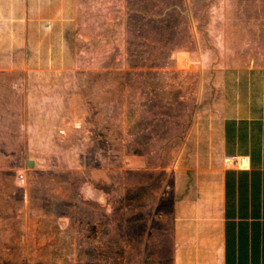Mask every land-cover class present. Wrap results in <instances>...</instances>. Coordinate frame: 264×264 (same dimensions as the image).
I'll use <instances>...</instances> for the list:
<instances>
[{"label":"rangeland","instance_id":"374dc122","mask_svg":"<svg viewBox=\"0 0 264 264\" xmlns=\"http://www.w3.org/2000/svg\"><path fill=\"white\" fill-rule=\"evenodd\" d=\"M79 7L80 129L73 117L44 127L28 168L25 132L0 126V264H219L209 232L175 236L172 172L196 162L189 135L210 117L200 96L219 99L202 72L264 67V0ZM13 105L1 99L0 117Z\"/></svg>","mask_w":264,"mask_h":264},{"label":"crops","instance_id":"0c3cea01","mask_svg":"<svg viewBox=\"0 0 264 264\" xmlns=\"http://www.w3.org/2000/svg\"><path fill=\"white\" fill-rule=\"evenodd\" d=\"M79 8V0H0V106L1 99L14 100L13 120L0 117V126L25 132L27 167L38 164L33 151L40 148L31 143L50 142L49 135L41 140L44 127L73 117L80 129L71 109L81 94ZM202 73V90L216 86L219 99L211 105L205 91L200 96L210 117H197L189 135L196 162L172 172L175 236L195 232L200 239L209 232L219 264H264V67H232L211 78ZM231 155L247 157L249 168H230L225 157Z\"/></svg>","mask_w":264,"mask_h":264},{"label":"built area","instance_id":"2783aa9c","mask_svg":"<svg viewBox=\"0 0 264 264\" xmlns=\"http://www.w3.org/2000/svg\"><path fill=\"white\" fill-rule=\"evenodd\" d=\"M225 162L227 165L235 170H244L248 169L250 166L249 159L244 156H238V155H231L225 157ZM20 182L24 185L25 184V178L24 175L19 176Z\"/></svg>","mask_w":264,"mask_h":264},{"label":"water","instance_id":"95a60500","mask_svg":"<svg viewBox=\"0 0 264 264\" xmlns=\"http://www.w3.org/2000/svg\"><path fill=\"white\" fill-rule=\"evenodd\" d=\"M33 166H34L33 161H29V162H28V167H29V168H33Z\"/></svg>","mask_w":264,"mask_h":264}]
</instances>
